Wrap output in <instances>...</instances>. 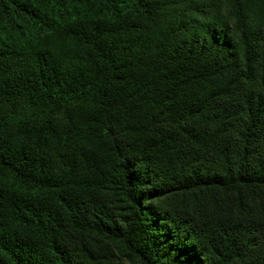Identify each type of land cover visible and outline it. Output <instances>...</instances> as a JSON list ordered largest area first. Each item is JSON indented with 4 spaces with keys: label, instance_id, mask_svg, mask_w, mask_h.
I'll list each match as a JSON object with an SVG mask.
<instances>
[{
    "label": "trees",
    "instance_id": "obj_1",
    "mask_svg": "<svg viewBox=\"0 0 264 264\" xmlns=\"http://www.w3.org/2000/svg\"><path fill=\"white\" fill-rule=\"evenodd\" d=\"M0 264H264V0H0Z\"/></svg>",
    "mask_w": 264,
    "mask_h": 264
}]
</instances>
